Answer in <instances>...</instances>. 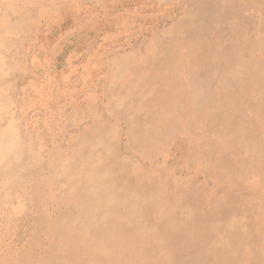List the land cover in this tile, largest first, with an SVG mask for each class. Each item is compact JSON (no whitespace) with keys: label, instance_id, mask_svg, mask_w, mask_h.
<instances>
[{"label":"rangeland","instance_id":"obj_1","mask_svg":"<svg viewBox=\"0 0 264 264\" xmlns=\"http://www.w3.org/2000/svg\"><path fill=\"white\" fill-rule=\"evenodd\" d=\"M198 1L0 0V264H70L77 236L141 261L199 227L221 239L193 262L264 264V0L206 36Z\"/></svg>","mask_w":264,"mask_h":264},{"label":"bare ground","instance_id":"obj_2","mask_svg":"<svg viewBox=\"0 0 264 264\" xmlns=\"http://www.w3.org/2000/svg\"><path fill=\"white\" fill-rule=\"evenodd\" d=\"M205 5H202L199 3L196 4V6H194L193 10L191 11L190 14V18L187 19V22H198L199 25L196 24H191L190 28H192L193 30H195L196 32H199L200 35L202 36H206L209 35L210 33H214V31L216 30V28L218 27L217 25H221V23L223 22L222 20L216 22V23H212L211 21V17L215 14L218 13V8L224 6V0H205ZM206 5H210L212 6L210 11L209 9H207ZM244 7V5H243ZM263 26V25H262ZM218 37H220L221 33L217 34ZM221 43V42H220ZM239 41H237L233 46L236 47V49L239 48ZM232 47V46H231ZM228 48V47H227ZM230 58V57H229ZM205 59V58H204ZM206 61V59H205ZM250 63V62H249ZM220 64V63H219ZM219 67V66H218ZM207 67H205L206 69ZM221 72V70H220ZM93 202V200H92ZM95 204V206H97L98 204L93 202ZM214 228V227H213ZM176 234H180V233H175ZM190 240L188 243L186 244H180L178 243V235L176 236L177 239H175L176 237H172V236H158V235H150V238H146L141 236L140 237V242L138 244V251L140 253L139 259H143L141 261H137L135 259H132V257L130 256L131 254H128L126 252L125 249H121V248H117L115 249V251H106L105 253H95L92 251H88L84 248V244H85V238L83 240L80 239V237L77 236V240L73 243V248L70 247V249L68 250L67 253L71 254L73 252H78L81 255L82 259H90V258H99L102 261H106L107 264H145L146 262H148L149 264H154L153 262H151V260L157 256L161 255V252L159 251L158 247L160 245V243L166 245L165 247H169L171 244V241L174 240L175 243V253L172 254V261L170 260V262H172L173 264H200V260L197 262H193L196 261L195 257H196V253H198L200 245H202V248L200 249V253L205 250L207 244H206V240H209L210 237H214L215 242L217 243V245H219L218 243L220 242L221 236L217 235V234H213L212 230L209 229V227H205V228H197L195 230H193L190 234ZM212 237V238H213ZM134 238V237H133ZM129 240V241H128ZM127 242H130V240H132V237H128ZM87 243V242H86ZM153 245L157 247V252L156 254L153 256V258L150 257L149 255V247ZM195 245V248L194 246ZM196 246L198 248V250L196 249ZM72 248V249H71ZM133 253V252H132ZM69 254H67V258L70 264H78L76 261L72 260V258L69 256ZM113 255H117L119 257H122V260L116 262V261H112L110 260L111 256ZM170 258V256H169ZM110 260V261H109ZM213 264H224V257L220 256V255H215L212 256L211 258Z\"/></svg>","mask_w":264,"mask_h":264}]
</instances>
